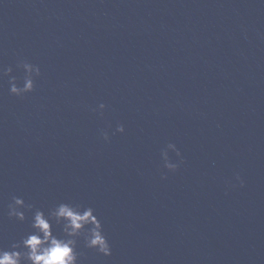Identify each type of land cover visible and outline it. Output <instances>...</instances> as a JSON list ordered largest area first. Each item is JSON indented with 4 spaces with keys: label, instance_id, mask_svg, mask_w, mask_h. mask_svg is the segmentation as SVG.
Listing matches in <instances>:
<instances>
[{
    "label": "water",
    "instance_id": "obj_1",
    "mask_svg": "<svg viewBox=\"0 0 264 264\" xmlns=\"http://www.w3.org/2000/svg\"><path fill=\"white\" fill-rule=\"evenodd\" d=\"M20 59L41 74L0 79V248L31 231L16 196L94 209L111 255L81 237L79 264H264V0H0L18 86Z\"/></svg>",
    "mask_w": 264,
    "mask_h": 264
},
{
    "label": "clouds",
    "instance_id": "obj_2",
    "mask_svg": "<svg viewBox=\"0 0 264 264\" xmlns=\"http://www.w3.org/2000/svg\"><path fill=\"white\" fill-rule=\"evenodd\" d=\"M16 67L23 70L20 86L17 84V78L11 75V67L0 65V79L9 77V94L23 97L34 90L35 78L41 74L40 68L23 59L17 61ZM104 109L105 104L100 103L92 110L102 115ZM115 132L123 133V125L118 124ZM100 138L108 142V132L101 131ZM170 152L175 154L177 158L175 162L170 159ZM160 158L162 167L167 172L174 173L184 163L180 151L173 143H167L160 150ZM161 179H166V174L162 173ZM235 180L243 187V180L239 174H236ZM25 212H31V231L18 242L10 244L8 248H0V264H79L80 253L77 252V244L81 237L85 248L94 249L105 257L111 255L108 238L92 207L60 202L45 214L32 204H26L23 198L13 196L7 205L8 217L23 222ZM54 225L60 227V235L54 233Z\"/></svg>",
    "mask_w": 264,
    "mask_h": 264
}]
</instances>
